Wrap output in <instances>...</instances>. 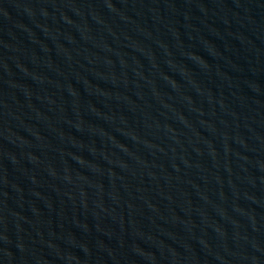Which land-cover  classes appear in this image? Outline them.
I'll return each mask as SVG.
<instances>
[{"label":"water","instance_id":"95a60500","mask_svg":"<svg viewBox=\"0 0 264 264\" xmlns=\"http://www.w3.org/2000/svg\"><path fill=\"white\" fill-rule=\"evenodd\" d=\"M0 264H264V0H0Z\"/></svg>","mask_w":264,"mask_h":264}]
</instances>
